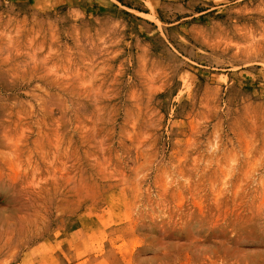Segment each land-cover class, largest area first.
<instances>
[{
    "label": "rangeland",
    "instance_id": "obj_1",
    "mask_svg": "<svg viewBox=\"0 0 264 264\" xmlns=\"http://www.w3.org/2000/svg\"><path fill=\"white\" fill-rule=\"evenodd\" d=\"M0 264H264V0H0Z\"/></svg>",
    "mask_w": 264,
    "mask_h": 264
}]
</instances>
